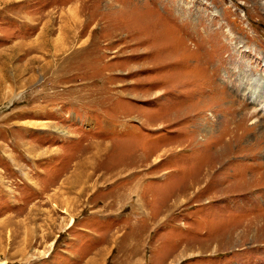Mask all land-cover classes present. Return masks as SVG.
Instances as JSON below:
<instances>
[{
  "label": "rangeland",
  "instance_id": "374dc122",
  "mask_svg": "<svg viewBox=\"0 0 264 264\" xmlns=\"http://www.w3.org/2000/svg\"><path fill=\"white\" fill-rule=\"evenodd\" d=\"M0 264H264V0H0Z\"/></svg>",
  "mask_w": 264,
  "mask_h": 264
},
{
  "label": "bare ground",
  "instance_id": "6f19581e",
  "mask_svg": "<svg viewBox=\"0 0 264 264\" xmlns=\"http://www.w3.org/2000/svg\"><path fill=\"white\" fill-rule=\"evenodd\" d=\"M88 182V181H87ZM85 184L83 185V187L86 185V181L84 182ZM78 187H79V185H78ZM86 189V188H85ZM85 191V190H84ZM65 200H67V199H65ZM75 203V202H74Z\"/></svg>",
  "mask_w": 264,
  "mask_h": 264
}]
</instances>
